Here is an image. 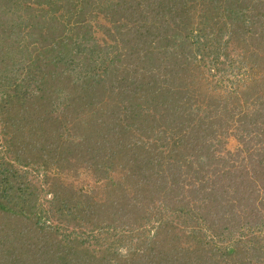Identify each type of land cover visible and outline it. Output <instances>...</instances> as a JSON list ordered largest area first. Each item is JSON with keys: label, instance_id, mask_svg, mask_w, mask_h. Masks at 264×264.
I'll list each match as a JSON object with an SVG mask.
<instances>
[{"label": "trees", "instance_id": "1", "mask_svg": "<svg viewBox=\"0 0 264 264\" xmlns=\"http://www.w3.org/2000/svg\"><path fill=\"white\" fill-rule=\"evenodd\" d=\"M0 264H264V0H0Z\"/></svg>", "mask_w": 264, "mask_h": 264}, {"label": "rangeland", "instance_id": "2", "mask_svg": "<svg viewBox=\"0 0 264 264\" xmlns=\"http://www.w3.org/2000/svg\"><path fill=\"white\" fill-rule=\"evenodd\" d=\"M115 53H109V58H113V56ZM238 146V143H237V140L236 138L233 136V137H230L228 138L227 140H225L224 144L221 146V150H219L222 155H224L226 152H234L236 150ZM126 252V250H125Z\"/></svg>", "mask_w": 264, "mask_h": 264}]
</instances>
